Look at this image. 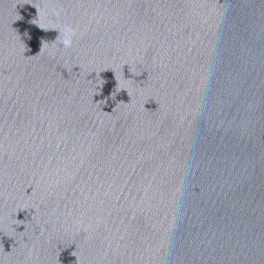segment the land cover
<instances>
[{
	"label": "water",
	"instance_id": "95a60500",
	"mask_svg": "<svg viewBox=\"0 0 264 264\" xmlns=\"http://www.w3.org/2000/svg\"><path fill=\"white\" fill-rule=\"evenodd\" d=\"M0 264H264V0H0Z\"/></svg>",
	"mask_w": 264,
	"mask_h": 264
},
{
	"label": "clouds",
	"instance_id": "9594fccd",
	"mask_svg": "<svg viewBox=\"0 0 264 264\" xmlns=\"http://www.w3.org/2000/svg\"><path fill=\"white\" fill-rule=\"evenodd\" d=\"M37 11L39 14V9H37ZM76 34H77L76 30L72 28L70 25H68L64 27L62 33H60L57 40H59V43L62 44L63 48L66 50L72 47L73 37H75Z\"/></svg>",
	"mask_w": 264,
	"mask_h": 264
}]
</instances>
